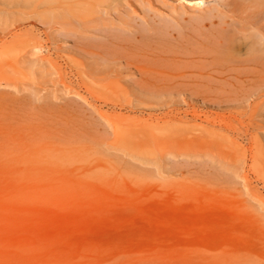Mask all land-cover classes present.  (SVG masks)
<instances>
[{
	"label": "rangeland",
	"instance_id": "obj_1",
	"mask_svg": "<svg viewBox=\"0 0 264 264\" xmlns=\"http://www.w3.org/2000/svg\"><path fill=\"white\" fill-rule=\"evenodd\" d=\"M27 10L0 0V264H264V127L185 100L153 112L197 121L161 136L109 127L76 95L98 93L85 58Z\"/></svg>",
	"mask_w": 264,
	"mask_h": 264
},
{
	"label": "bare ground",
	"instance_id": "obj_2",
	"mask_svg": "<svg viewBox=\"0 0 264 264\" xmlns=\"http://www.w3.org/2000/svg\"><path fill=\"white\" fill-rule=\"evenodd\" d=\"M26 2L29 18L47 24L48 38H70L85 58L76 69L98 93L76 95L109 127L161 136L155 130L196 122L189 110L153 112L180 100L233 108L206 122L264 127V0ZM97 101L148 113L106 114Z\"/></svg>",
	"mask_w": 264,
	"mask_h": 264
}]
</instances>
